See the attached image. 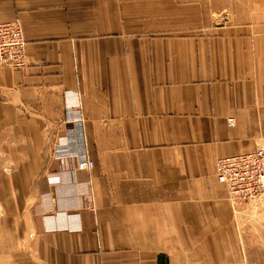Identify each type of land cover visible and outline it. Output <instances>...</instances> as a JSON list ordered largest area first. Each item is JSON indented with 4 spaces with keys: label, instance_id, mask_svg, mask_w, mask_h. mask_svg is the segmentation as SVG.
Here are the masks:
<instances>
[{
    "label": "crops",
    "instance_id": "1",
    "mask_svg": "<svg viewBox=\"0 0 264 264\" xmlns=\"http://www.w3.org/2000/svg\"><path fill=\"white\" fill-rule=\"evenodd\" d=\"M200 1L0 0L26 42L20 65L0 66L8 264L233 256L214 160L264 138V0H206L226 16L208 24ZM73 98L89 170L53 154Z\"/></svg>",
    "mask_w": 264,
    "mask_h": 264
},
{
    "label": "built area",
    "instance_id": "2",
    "mask_svg": "<svg viewBox=\"0 0 264 264\" xmlns=\"http://www.w3.org/2000/svg\"><path fill=\"white\" fill-rule=\"evenodd\" d=\"M25 45L22 26L17 20L0 21V66L20 65L25 57ZM78 109L77 98L66 99L64 111L68 126L56 138L53 154L60 160L72 159L75 169L89 170L93 160L86 153ZM227 123L233 125V119L228 118ZM214 176L224 185L234 211L238 204L264 205V142L246 153L216 158Z\"/></svg>",
    "mask_w": 264,
    "mask_h": 264
},
{
    "label": "rangeland",
    "instance_id": "3",
    "mask_svg": "<svg viewBox=\"0 0 264 264\" xmlns=\"http://www.w3.org/2000/svg\"><path fill=\"white\" fill-rule=\"evenodd\" d=\"M206 0L200 1V18L207 24L214 19H221L225 12H217L209 17ZM191 15H185V20H192ZM195 19V18H194ZM230 119V118H229ZM228 121V120H227ZM228 124V123H227ZM231 126V125H229ZM262 138L257 144H262ZM255 147V146H254ZM2 205V204H1ZM1 209V206H0ZM233 214L234 239L237 250L230 258L213 261L215 264H264V205L238 204ZM13 225L12 220L4 219L0 211V264L10 262V241L12 233L7 226ZM234 243V244H235Z\"/></svg>",
    "mask_w": 264,
    "mask_h": 264
}]
</instances>
